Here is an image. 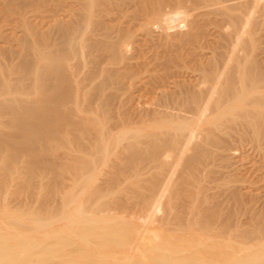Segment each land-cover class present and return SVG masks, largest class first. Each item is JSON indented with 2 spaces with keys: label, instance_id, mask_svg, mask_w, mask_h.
<instances>
[{
  "label": "bare ground",
  "instance_id": "obj_1",
  "mask_svg": "<svg viewBox=\"0 0 264 264\" xmlns=\"http://www.w3.org/2000/svg\"><path fill=\"white\" fill-rule=\"evenodd\" d=\"M0 1L35 6L0 25V191L32 192L0 264H264V194L222 180L264 135V0Z\"/></svg>",
  "mask_w": 264,
  "mask_h": 264
},
{
  "label": "rangeland",
  "instance_id": "obj_2",
  "mask_svg": "<svg viewBox=\"0 0 264 264\" xmlns=\"http://www.w3.org/2000/svg\"><path fill=\"white\" fill-rule=\"evenodd\" d=\"M41 1V0H40ZM44 0H42V2H43ZM45 1H54V0H45ZM1 2V1H0ZM36 3V2H35ZM17 4V5H16ZM10 4H8L7 6H5L4 8L6 9V10H8V12L6 11V10H3V9H0V10H3V11H1L0 13H2V12H6L5 14H4V16H3V23H0V25H2V24H4L5 22H7V21H9V22H7L8 23V25H9V23H10V21L11 20H13L14 18H18L19 16H20V14L22 13V12H25L26 14H28V15H30V16H33V14H30V10H31V12L33 13L34 12V5H33V3H31V4H28V6H25V7H21V5L20 4H18V3H15L14 5H13V3H12V5H10ZM0 6H1V4H0ZM31 6V7H30ZM34 6V7H33ZM12 7V8H11ZM13 7L14 8H16L17 9V7H18V11H16V9H13ZM10 8V9H9ZM23 9V11H22V9ZM31 8V9H30ZM20 9H21V11H20ZM29 9V10H28ZM32 9H33V11H32ZM10 10V11H9ZM26 10H28V11H26ZM13 12H16L17 14H19V15H17V14H13ZM19 12V13H18ZM13 15H12V14ZM10 14V15H9ZM5 15H7V16H5ZM17 15V16H16ZM2 17V15L0 16V18ZM13 18V19H12ZM8 19V20H7ZM1 20V19H0ZM6 20V21H5ZM6 24V23H5ZM4 24V25H5ZM4 25H3V27H4ZM6 28V27H5ZM4 28V29H5ZM21 28V27H20ZM20 28H17L16 30L18 31ZM7 29V28H6ZM9 32V31H8ZM130 39V38H129ZM3 45H0V46H5L4 45V43H2ZM14 43H10V44H8V47L9 46H11V47H13V48H16V44L17 43H15V45H13ZM13 45V46H12ZM19 45V44H18ZM7 46V45H6ZM15 46V47H14ZM18 48V47H17ZM130 48V50L132 49V45H130V46H128V49ZM104 113H108V112H104V111H102L100 114H104ZM44 125V124H43ZM48 125V124H47ZM46 124L44 125V126H47ZM227 126H228V124H226ZM231 125V124H230ZM66 127L68 128V127H70V126H65V127H63V129L65 130H63L61 133H62V135H72L71 133H70V131H71V127H70V129H66ZM41 128H43V127H41ZM45 128V127H44ZM225 129H228V127H224ZM46 129V128H45ZM69 130V131H68ZM69 132V134H66V133H68ZM224 131H226V130H224ZM48 132V133H47ZM51 132L53 133V130L52 131H50V133H49V130H47V131H45V133H47V136L46 137H44V141L45 142H49L50 140H51V138H52V136L51 135H53V134H51ZM66 132V133H65ZM63 133H65V134H63ZM49 135V136H48ZM51 136V137H50ZM73 136H75V137H73ZM73 136H71L70 138H72L73 140H77V139H79L80 137H78L77 138V136L76 135H73ZM66 137V136H65ZM68 137V136H67ZM46 138H48L47 140H46ZM53 139V138H52ZM237 141V142H236ZM235 142H233L234 144H233V146H234V153H233V158H232V160H234L233 162H236L235 164H234V167H231V168H228V169H224V176L222 177V180H224V181H229V183H228V187H227V191H231V190H236V187H240V189L241 188H243L242 190L244 191V187L247 189H245L246 191H249V190H252V192L253 193H255V194H257V195H259V194H264V135L260 138V144L259 143H257L256 141V139L255 138H248V137H246V138H243L242 140L240 139V140H236ZM253 142V143H252ZM66 143V142H65ZM259 145V146H258ZM232 146V147H233ZM263 146V147H262ZM63 150H65V151H69L68 149H60L59 151H57V153H59V154H61V151H63ZM44 153L43 154H46V155H48L49 154V152H50V149H48V147L47 148H45V150L43 151ZM48 152V153H47ZM263 152V153H262ZM236 159H235V158ZM236 160V161H235ZM73 161H75V158H71V159H69V160H67L66 161V163H64V164H62L61 165V168H62V173L63 172H66V174H65V176L67 175L68 176V178H67V176H66V178H64L63 180H62V182H58V185L60 186V187H62L63 185L65 186V184L66 185H70V181H69V175H68V173H67V171L69 170V169H67V166L66 165H68V167L70 166V165H72V163H74ZM68 162V163H67ZM62 166H65V168L64 167H62ZM71 167V166H70ZM69 167V168H70ZM64 168V169H63ZM106 168V169H105ZM21 169V168H20ZM106 170H109V168L108 167H104V169H103V172H105ZM21 171H24V169L22 168L21 169ZM26 171V170H25ZM239 171V172H238ZM106 173H104V175H103V173L102 174H100L99 176H98V180H99V182H101L102 180L101 179H106L107 177H108V174H106ZM128 174V175H127ZM129 174H132V175H129ZM136 174V175H135ZM138 174V175H137ZM23 176H24V174H22ZM126 175V176H125ZM50 177L51 175H50V173L49 174H47V175H45V176H43V175H38V176H36V177H34L33 178V183H36V184H39V183H42V184H46L49 180H47L48 178H46V177ZM64 176V177H65ZM105 176V177H104ZM124 176H125V179H124ZM128 176H130V177H128ZM134 176V177H133ZM136 176V177H135ZM242 176V177H241ZM42 177V178H41ZM101 179H100V178ZM51 178V177H50ZM120 178H123V184L127 181V180H130V179H137V182H140L139 180L141 179V175H140V173H139V171H135V170H133L132 168L129 170H126V173H124L123 175H121L120 176ZM140 178V179H139ZM233 178V179H232ZM47 180V182H45V180ZM139 179V180H138ZM16 180H18V181H16ZM64 180L66 181V182H64ZM68 180V181H67ZM101 180V181H100ZM16 181V182H15ZM38 181H40V182H38ZM252 181V182H251ZM14 182V184H9L6 188H4L2 191H0V202H1V200L2 199H5V195L6 194H9V191L8 190H10V198H11V196L12 195H14V199H13V201L12 202H14V201H16V199H17V202L18 201H24V200H28V199H26L27 197L29 198V197H31L32 195H31V190L29 189V188H27V187H25V183H21V180H20V178H15V180L14 181H12V182H10V183H13ZM38 182V183H37ZM20 185H22V186H20ZM127 185V184H126ZM26 188V189H24L23 190V192H21V188ZM17 187V188H16ZM50 187H52V186H50ZM9 188V189H8ZM44 189V190H43ZM42 190H40V193L43 195V193H42V191L44 192V191H47V189H48V187L47 188H43ZM50 189V188H49ZM8 192H7V191ZM7 192V193H6ZM6 193V194H5ZM14 193V194H13ZM44 194H46V192L44 193ZM8 195V196H9ZM15 195H16V198H15ZM8 196L6 197V199H8L9 200V203H11V199L10 198H8ZM19 199V200H18ZM8 200L6 201V200H4L6 203L8 202ZM4 202V203H5ZM17 202H15V203H17Z\"/></svg>",
  "mask_w": 264,
  "mask_h": 264
}]
</instances>
